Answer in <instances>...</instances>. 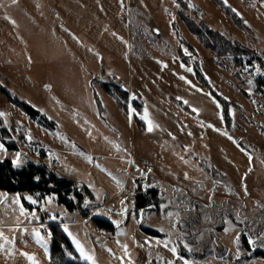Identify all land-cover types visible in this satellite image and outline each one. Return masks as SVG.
<instances>
[{
	"label": "rangeland",
	"instance_id": "1",
	"mask_svg": "<svg viewBox=\"0 0 264 264\" xmlns=\"http://www.w3.org/2000/svg\"><path fill=\"white\" fill-rule=\"evenodd\" d=\"M223 1L0 0V85L43 116L0 91V162L88 191L0 189V264H50L54 226L87 264H264V0Z\"/></svg>",
	"mask_w": 264,
	"mask_h": 264
},
{
	"label": "trees",
	"instance_id": "2",
	"mask_svg": "<svg viewBox=\"0 0 264 264\" xmlns=\"http://www.w3.org/2000/svg\"><path fill=\"white\" fill-rule=\"evenodd\" d=\"M215 4L220 7L223 11L229 12V7L224 4L223 0H213ZM178 57L184 64H191L187 62V59L182 51H178ZM195 73V78L199 84L209 91V93L219 102L224 104V110L227 114L228 112V101L219 95L216 90L208 83L206 77L201 73L200 67L196 62L192 63ZM258 84L264 88V74L258 80ZM105 89L110 91L115 90L121 95V101L119 105L122 107L124 112L128 113V95L126 88L122 86L111 87L108 83L103 84ZM0 91L6 96L13 99L16 104L29 116L35 119L43 120V116H40L38 110L34 109L31 105L25 103L24 101H19L18 99L11 96V93L6 91L4 87L0 85ZM132 106H133V119L134 124L140 125L143 129L146 127V122L141 118L144 112V104L141 97L136 93L132 96ZM141 101H140V100ZM17 100V101H16ZM1 122V119H0ZM5 130L0 128V139L3 141L4 145L9 149H14L12 144L5 141ZM85 188V187H83ZM78 188L76 182L60 177L54 171L50 170L47 166L35 163H28L22 168H16L11 160H5L0 162V189L9 192H28L31 194L41 193L42 195H48L55 193L58 196L60 203L64 204L69 210H79V204L83 200L84 194L88 192L87 189ZM153 192V191H152ZM154 193V192H153ZM144 194H138L137 199L143 202ZM96 225L102 229H113L114 227L104 219H94ZM53 229V239L51 247V263L50 264H87L82 262L74 254L72 244L65 233L61 231L57 226L52 227ZM255 255L264 259V251L262 249L257 250Z\"/></svg>",
	"mask_w": 264,
	"mask_h": 264
},
{
	"label": "snow or ice",
	"instance_id": "3",
	"mask_svg": "<svg viewBox=\"0 0 264 264\" xmlns=\"http://www.w3.org/2000/svg\"><path fill=\"white\" fill-rule=\"evenodd\" d=\"M0 115H2V113H0ZM209 127H211V125H209ZM149 131L152 130L151 126L148 129ZM0 150H3V145H0ZM13 165L14 166H19V153H17V159L13 161ZM187 178V177H186ZM29 199L31 200V198L29 197ZM32 203H35V201H32ZM21 213L23 214V208H21ZM79 247V246H78ZM173 251H175L173 249ZM86 259H88V257H85ZM31 259V258H30Z\"/></svg>",
	"mask_w": 264,
	"mask_h": 264
},
{
	"label": "crops",
	"instance_id": "4",
	"mask_svg": "<svg viewBox=\"0 0 264 264\" xmlns=\"http://www.w3.org/2000/svg\"><path fill=\"white\" fill-rule=\"evenodd\" d=\"M153 108H155L154 106H153ZM149 109V111H151V107L150 108H148ZM154 112H155V109H152ZM156 116L158 117V115L156 114ZM169 116H171V117H173L172 115H169ZM169 119H170V121L172 122V119L169 117ZM173 128H176L177 130H179V128L178 127H176V126H173V125H171Z\"/></svg>",
	"mask_w": 264,
	"mask_h": 264
}]
</instances>
